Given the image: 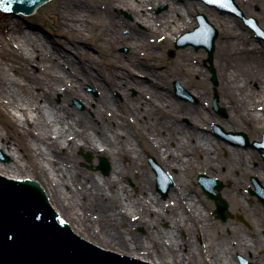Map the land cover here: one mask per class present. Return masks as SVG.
<instances>
[{
    "label": "bare ground",
    "instance_id": "1",
    "mask_svg": "<svg viewBox=\"0 0 264 264\" xmlns=\"http://www.w3.org/2000/svg\"><path fill=\"white\" fill-rule=\"evenodd\" d=\"M162 2L169 4L168 11L152 14L150 11ZM193 6L198 12L205 10L208 19L223 32L215 50L219 55V87L229 119L221 122L233 130L246 125L260 137L264 130V54L258 43L239 31L240 22L183 0H58L46 18L58 23V31L70 35L73 43L65 46L87 58L83 43L97 39L114 48L113 58L108 69L95 71L92 63L79 65L71 52L57 45L59 41H49L38 29L23 26L22 20L0 12V147L12 158L10 163L0 162V174L41 181L50 204L70 227L111 251L136 258L149 256L154 264H239L235 253L264 262V254L259 253L264 238L257 233L264 230V224L259 222L252 236L232 235L236 243L223 244L208 259L196 238L202 234L203 242L212 248L214 244L204 231L212 214L182 181L175 184L167 202L161 200L153 190L157 173L145 168L133 137L135 132L139 134L144 149L154 152L168 170L177 169L179 177L197 167L212 174L227 173L231 178L234 166L258 175L264 183V164L256 161L251 151L229 146L226 160L212 154L215 141L201 130L208 117L204 102L199 107L176 102L159 90L163 76L178 78L200 101L208 94L200 69L192 63L196 54L192 49L180 52L166 69L158 53L159 47L194 24L188 19ZM115 7L128 9L135 22L124 19ZM260 13L264 15L263 8ZM136 22L145 29L137 28ZM122 44L130 46L132 54L116 52ZM139 73L148 79L140 78ZM88 85L100 92L95 110L102 121H94L86 112L66 104L75 96L93 99L86 91ZM132 87L138 90L135 97L130 95ZM115 91L123 95V112L110 118L106 109L119 105ZM57 92L63 94L60 105L53 101ZM183 115L189 116L191 126L178 122ZM129 116L136 119L130 126L125 125ZM112 121L119 123L113 127ZM80 146L120 156L121 162L108 177L87 172L77 166L80 158L74 150ZM137 171L140 173L134 182L139 188L133 191L125 178ZM163 221L169 227H163ZM140 224L147 227L146 236L134 231ZM182 230L188 231V237H182Z\"/></svg>",
    "mask_w": 264,
    "mask_h": 264
},
{
    "label": "rangeland",
    "instance_id": "2",
    "mask_svg": "<svg viewBox=\"0 0 264 264\" xmlns=\"http://www.w3.org/2000/svg\"><path fill=\"white\" fill-rule=\"evenodd\" d=\"M58 0H50L43 4L42 6L38 7L37 10L32 13L31 16H37L39 22H43V25L47 28H52L55 31H58V23L53 20L52 18H46L49 15V12L53 9V6L56 4ZM98 1V0H96ZM186 1V3H195L196 6L199 8H205L208 10H213L221 15H228L232 19L240 22V26L238 27L239 31L243 33V36H246L248 40H254L258 45H260L261 50L264 54V40L259 39L255 32L251 30L243 21V19L235 15L231 12H229L225 8H220L217 6H211L208 5L206 2L203 0H183ZM237 4L240 6L241 10L247 17H255L258 21L260 26L264 29V15H261L260 11L263 8L264 10V0H236ZM249 3V5H248ZM251 3V4H250ZM194 9L192 12L188 15V19H191L194 21V24L190 27H187L184 29L180 34H178L176 37H174L172 40H170L168 43L162 45L161 47L158 48V53L161 55V59L164 61L165 66L163 67L166 69V64L168 62H175L176 59L179 58L180 52L183 50L189 48L194 51V57L192 59L193 65L196 66V69H200L201 71V77L205 79V83L208 86V94L203 97V101H200V99L196 96L191 91V88H189L187 85H182L183 88H185L186 92L184 93V96H186L188 99L181 98L177 95L176 90H175V82L178 81L180 83V80L178 78H169V77H161L162 80L164 79L163 85L160 86L159 90L162 92L167 93V98L168 99H173L176 102H183V103H188L192 106H201L200 104L204 102L203 109L206 112L207 120L204 123V126L201 128V130H204L207 134H209L215 141V146L212 148L213 155L217 154L220 159L226 160L230 156V147H240L244 150H249L251 151L255 158L256 161L261 162L264 164V159L263 156L258 148L249 146H240L236 143H233L231 141V137L228 135L231 132L237 133V132H245L249 138L250 142L253 143L254 141H262L263 140V135H264V130L261 131L260 137H257L253 134V132L248 128L246 125L244 126L243 129L239 130H233V129H227L225 125L221 122L223 121H228L229 119V112H228V106L225 104V101L223 99V93L222 90L220 89L219 85L221 82V77H220V71H219V55L216 53V50L214 52V60H213V65L216 69L217 72V77H218V85L216 86L211 77L212 73L209 69L210 62L208 61V52L206 48L200 47L196 48L193 45H189L183 48H176L175 47V42L178 39L180 35L183 33L193 30L196 26L199 25L198 22V15L199 14H204L206 17L208 16L207 12L201 11L198 12L196 11V7L193 6ZM162 8V9H161ZM169 8V4L167 2H162L158 5L155 6L153 10L150 12L154 15H161L164 12H167ZM114 11L118 13L120 16H122L124 19L130 21V22H135V16L132 12H130L128 9L121 7H115ZM246 14V12H248ZM1 12V8H0ZM208 18V17H207ZM14 19H20L21 18H14ZM209 20V19H208ZM211 24L218 30L219 36L216 39V43L218 40L221 39L223 36V32L221 29L216 26L211 20H209ZM136 27L139 29H145V26L140 23L136 22ZM128 30H125V33H127ZM55 41H59V44H57L59 47L65 48L67 51L71 52L73 55V58L76 60V62L80 64H86L87 63H92L95 68H93L95 71L98 69H108L110 67V63L112 60V51L114 48L108 43H105L103 41H98L97 39H91L89 38L85 43H83V46L85 50L88 53L87 58L83 57L81 54H78L76 52L75 48L69 49L65 46L66 43H69L67 41L65 36H59V38H52ZM217 47V46H216ZM172 50H175V53L173 56L170 55V52ZM116 52L124 54V55H130L131 53V48L127 44H122L117 46L115 49ZM142 60H146L145 56H141ZM33 68L35 71H38V67L36 65H33ZM189 74L191 70L188 71ZM240 73V72H239ZM241 74V73H240ZM239 75V74H238ZM246 76V74L242 73L240 76ZM140 78H147L143 74H137ZM148 79V78H147ZM86 91L93 97L91 100L83 99L81 97H72L68 100L66 103L69 107L75 108L79 112H86L88 114V117L94 119V121H99V119L102 121V117H99V113L96 112L95 107H96V100L98 96L100 95L99 90L92 86L88 85L86 86ZM218 94L219 96V101L218 104L221 108L225 110V114H222L221 112H218L214 108V95ZM138 94V90L135 87H132L130 90V95L131 97H135ZM114 96L116 99L119 100V105L114 106L112 109H106V116L108 117H118L123 111H122V100H123V95L119 91L114 92ZM53 101L55 104L60 105L63 102V94L61 92H57L54 95ZM124 118V116L122 117ZM124 120H119L120 123H122ZM118 121H112L110 124L113 127H116L119 123ZM136 122V119L133 116L128 117V121L125 123L128 124L129 126L131 124H134ZM178 122H180L182 125H186V127L191 126L190 118L187 115H183L179 118ZM219 126V129L218 127ZM0 128L3 129V125L0 123ZM133 131V130H132ZM134 132V131H133ZM136 143L138 144V148L140 149L142 158L144 159L145 162V168L152 174H155V171L153 170V167L150 163V158L153 157L156 162L161 166L163 169V172L167 175L169 180L172 181V186L169 188L167 194H164L159 188H158V182L157 179L155 178L153 190L159 195L160 199L167 202V200L170 197V191L173 189L175 184L177 182H184L187 187H189L193 193H196L199 195V198L202 199L203 205L207 212H210L212 214L211 216V223L207 227L205 231L206 238H208L209 241H211L214 245L212 248H209L208 243L203 242L204 236L201 234V237L197 236V241L200 245H202V250H200L208 259H210L211 254L213 251H219L220 246L223 244H228L232 246L233 244L236 243V240L233 238H230L232 235H237V234H244V235H250L254 234V229L258 228L256 227L257 223L259 222V225L264 224V203L261 201L259 196L257 194L252 193V191H256L257 188L255 186L254 178L259 181L261 184V187L264 191V183L263 181L258 177V175L255 174H249L247 171H242L240 169H234L233 166V171H231L230 168L229 171H231V178H227L228 174H212L209 171L206 170V168H197L195 167L194 169L190 170L189 172H185L182 174L181 177L178 176V170L177 169H170L168 170L159 160L157 155L154 152L149 151L148 149H144L143 144H142V137L137 134L136 132L133 135ZM222 143V146H219V143ZM171 147L174 149V145L171 144ZM74 154L77 155L80 160L77 163V166L87 172L90 173H95L98 176L101 177H108L114 169L115 164H119L121 162V157L120 156H115L107 151L104 150H99V152L95 153L91 149H86L84 146H80L74 150ZM86 154H91L92 155V160H88L86 158ZM105 156L109 159L110 165H111V170L108 174H105L102 172V170L97 169L98 165L100 164V157ZM186 156V155H185ZM216 156V155H215ZM12 160L10 154L3 148L0 147V162L7 164L10 163ZM94 161H97L96 163H93ZM140 171H137L136 173L133 174V176H128L125 178L126 183L129 185L130 189L133 191H138L139 186L134 182V178L138 177ZM200 173H206L209 176H212L216 179H219L223 183V188L221 190L222 196L228 201L229 203V210L234 214V217H229L227 220H222L220 218H217L215 209H216V203L213 199H210L207 194L203 191L199 181H198V176ZM2 175V174H0ZM4 176V175H2ZM39 181V180H37ZM61 213V212H60ZM161 225L165 228L169 227V223L166 221H163ZM201 230H202V225ZM134 231L139 233L141 236H146L148 229L145 225H135L134 226ZM182 237L186 238L188 237V231L182 230L181 232ZM201 233H204L203 230ZM257 233L260 234L261 237L264 238V230H258ZM262 238V239H263ZM198 252V251H197ZM260 254H264V243H263V248L259 250ZM235 259L241 264L240 261V256H243L247 261L253 263V264H264V262H259L257 259H254L248 255H245L243 253H235L234 254ZM130 256V255H129ZM141 257V256H140ZM199 258H202L199 257ZM138 259H151L149 256H142L141 258ZM233 259V255H232ZM151 262L153 263L152 259ZM154 264V263H153Z\"/></svg>",
    "mask_w": 264,
    "mask_h": 264
},
{
    "label": "water",
    "instance_id": "3",
    "mask_svg": "<svg viewBox=\"0 0 264 264\" xmlns=\"http://www.w3.org/2000/svg\"><path fill=\"white\" fill-rule=\"evenodd\" d=\"M50 0H0L2 15H11L12 18H21L23 26L38 29L51 41L52 38L65 36L73 43L70 35L65 31H55L52 26L47 28L39 22L37 16H31L36 9ZM211 6L225 8L240 16L244 22L254 30L260 39H264V29L255 17H246L236 0H204ZM4 8V9H3ZM11 10V11H10ZM20 11V12H19ZM23 11V12H22ZM199 25L193 30L182 34L175 42L176 48L193 45L196 48L204 47L208 52L209 69L212 81L217 86L219 81L213 65L218 30L211 24L204 14L198 15ZM175 50L170 52L173 56ZM175 90L179 97L184 96L186 90L175 82ZM214 108L225 114V110L218 104L219 96L216 93L213 99ZM219 129V126H217ZM233 143L245 147L258 148L264 158V140L250 142L245 132H231L228 134ZM264 139V136H263ZM92 160V155H86ZM150 163L158 176V188L167 194L172 186L169 178L164 181L165 173L156 160L151 157ZM97 169L108 174L111 170L109 159L100 157ZM167 177V176H166ZM204 192L216 203L217 218L227 220L234 217L229 210L228 201L222 196L223 183L221 180L200 173L198 177ZM166 182V183H165ZM257 187L252 193L257 194L264 203V191L257 179ZM63 218V219H62ZM242 264H253L241 257ZM0 264H153L151 259H138L129 256V253H117L95 244V241L85 239L80 232H75L60 215L58 209L52 207L47 191L41 181L36 178H9L0 175Z\"/></svg>",
    "mask_w": 264,
    "mask_h": 264
}]
</instances>
